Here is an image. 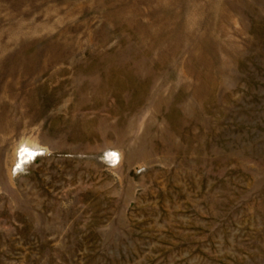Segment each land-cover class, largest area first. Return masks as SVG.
Here are the masks:
<instances>
[{
    "label": "rangeland",
    "instance_id": "1",
    "mask_svg": "<svg viewBox=\"0 0 264 264\" xmlns=\"http://www.w3.org/2000/svg\"><path fill=\"white\" fill-rule=\"evenodd\" d=\"M0 264H264V0H0Z\"/></svg>",
    "mask_w": 264,
    "mask_h": 264
},
{
    "label": "bare ground",
    "instance_id": "2",
    "mask_svg": "<svg viewBox=\"0 0 264 264\" xmlns=\"http://www.w3.org/2000/svg\"><path fill=\"white\" fill-rule=\"evenodd\" d=\"M22 151H23V157H22L23 160L30 159L31 157L34 156V151L31 148H24V150ZM109 156L112 158H116V154L114 153H110Z\"/></svg>",
    "mask_w": 264,
    "mask_h": 264
}]
</instances>
